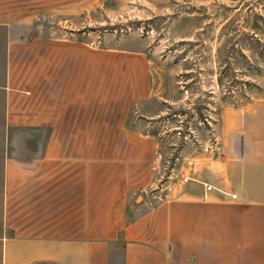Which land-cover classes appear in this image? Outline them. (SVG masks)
I'll use <instances>...</instances> for the list:
<instances>
[{
    "label": "crops",
    "instance_id": "obj_1",
    "mask_svg": "<svg viewBox=\"0 0 264 264\" xmlns=\"http://www.w3.org/2000/svg\"><path fill=\"white\" fill-rule=\"evenodd\" d=\"M100 2L0 0V264H264V116L160 185L146 54L60 33Z\"/></svg>",
    "mask_w": 264,
    "mask_h": 264
},
{
    "label": "rangeland",
    "instance_id": "obj_2",
    "mask_svg": "<svg viewBox=\"0 0 264 264\" xmlns=\"http://www.w3.org/2000/svg\"><path fill=\"white\" fill-rule=\"evenodd\" d=\"M59 29L146 54L151 96L127 121L159 141L160 185L217 160L237 118L264 116V0H101Z\"/></svg>",
    "mask_w": 264,
    "mask_h": 264
},
{
    "label": "trees",
    "instance_id": "obj_3",
    "mask_svg": "<svg viewBox=\"0 0 264 264\" xmlns=\"http://www.w3.org/2000/svg\"><path fill=\"white\" fill-rule=\"evenodd\" d=\"M201 118H202V120H203V121H202L203 124H205V122L207 121V118H206L204 115H203Z\"/></svg>",
    "mask_w": 264,
    "mask_h": 264
},
{
    "label": "built area",
    "instance_id": "obj_4",
    "mask_svg": "<svg viewBox=\"0 0 264 264\" xmlns=\"http://www.w3.org/2000/svg\"><path fill=\"white\" fill-rule=\"evenodd\" d=\"M209 189V188H208Z\"/></svg>",
    "mask_w": 264,
    "mask_h": 264
}]
</instances>
